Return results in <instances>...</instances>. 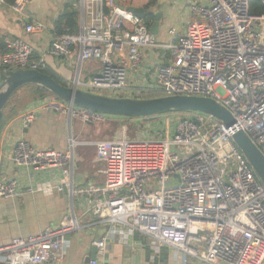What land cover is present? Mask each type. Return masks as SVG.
I'll list each match as a JSON object with an SVG mask.
<instances>
[{"label": "built area", "instance_id": "built-area-1", "mask_svg": "<svg viewBox=\"0 0 264 264\" xmlns=\"http://www.w3.org/2000/svg\"><path fill=\"white\" fill-rule=\"evenodd\" d=\"M26 3L19 0L12 8L23 14ZM79 5L80 31L55 36L50 49L51 55L62 58L79 49L71 87L120 97L132 74L145 64L146 50H168L155 79L135 90L210 98L225 107L235 122L227 128L194 114L165 130L161 122L170 115L151 122L129 118L137 125H155V137L98 144L103 183L80 189L74 187L73 140L67 152L38 150L20 141L12 160L26 170L25 181L2 178L0 199L53 193L59 187L56 182L36 183L33 175L56 171L72 206L57 227L14 238L1 247L0 264H62L70 237L85 227L73 203L78 195L83 198L82 217H93L94 224L107 225L113 233L122 228L124 237L147 235L153 243L204 264H264V184L233 141L236 133L245 132L264 154V15H252L249 0H206L191 7L195 20L185 34L162 45L144 21L116 0H82ZM43 30L40 23L26 27L27 33ZM170 32L176 35L174 29ZM4 44L0 71L46 69L44 60L33 61L34 48L23 39L6 37ZM90 60L101 61L102 68L82 80V66ZM40 110L70 120L81 117L85 123L110 117L53 98L40 100L24 113L25 128ZM106 247L107 238L97 242L96 259L88 264H106L99 259Z\"/></svg>", "mask_w": 264, "mask_h": 264}, {"label": "crops", "instance_id": "crops-1", "mask_svg": "<svg viewBox=\"0 0 264 264\" xmlns=\"http://www.w3.org/2000/svg\"><path fill=\"white\" fill-rule=\"evenodd\" d=\"M26 1L23 14H18L13 10L9 0H0V50H5L6 37L23 39L34 48L33 61L44 60L46 69L71 86L78 69L79 49L74 48L68 58L55 57L51 55L50 49L53 39L57 36L55 26L67 5H72L78 10L80 31L79 3L76 0ZM116 2L120 7L128 9L138 19L144 21L150 30L154 23V15L148 13L154 8L157 9L156 13L161 14V17L158 33L155 36L160 44L169 45L174 43L177 37L185 34L189 25L194 22L195 16L191 7L203 5L206 0H155L153 4L152 0H116ZM140 10H144L145 18L134 13V11ZM36 23L42 24L44 30L39 33H27L26 27ZM172 29L176 31V35L171 34ZM168 55V50H146L144 52L145 64L137 75L132 74L130 85L123 93L133 94L136 91L135 88L147 87L148 83L155 79L160 61ZM101 68L102 64L99 60L86 61L82 66L81 79H90ZM2 73L0 71V80ZM24 93H27L25 89ZM128 96L120 95V97ZM23 97H12L14 99L11 98L5 108L0 130V180L2 178H18L25 181L26 170L17 168L12 160L14 149L20 141H26L38 150L53 149L67 152L70 142L73 140L74 148L78 147L79 150V148L89 147V153L95 151V143L92 141L98 140H91V137H87V127L90 125L79 119L70 120L63 114L51 110H40L32 124L25 128L22 122L24 113L40 100L48 98L36 99L32 93H29L26 97L29 101L26 102L22 100ZM126 119L110 116L107 121L99 122V124H107L112 120L124 122ZM74 158V187L76 189L103 183L99 174L100 169L96 168L95 162H92V155H77L75 149ZM60 179L61 175L56 171L34 173V182L54 181L59 187L50 194L38 191L25 193L15 198L0 199V248L9 244L14 238H27L37 235L49 227H57L70 214L72 201L68 196L67 188L60 183ZM82 201L83 198L79 195L73 199L76 214L85 227L70 237L62 264H87V260L96 249V243L104 238H107L106 252L104 257L99 259L106 264H204L190 257L185 259L183 254L176 249L153 243L147 235L135 233L127 234L124 237L120 233L124 230L122 228L113 233L111 227L107 225L94 224L93 217H82Z\"/></svg>", "mask_w": 264, "mask_h": 264}, {"label": "water", "instance_id": "water-1", "mask_svg": "<svg viewBox=\"0 0 264 264\" xmlns=\"http://www.w3.org/2000/svg\"><path fill=\"white\" fill-rule=\"evenodd\" d=\"M81 1L76 0L78 3ZM156 11L157 9L154 8L148 13L154 15V23L151 28L154 35L158 33L161 17V14ZM134 13L140 17H146L144 10L134 11ZM0 81V130L8 102L17 91L30 85L42 87L56 99L74 107L112 117L144 119L151 122L158 116L192 113L210 116L223 123L227 128L233 126L235 122L232 114L225 107L210 98L159 96L149 99H133L100 95L62 85L51 76L36 69L3 72ZM194 120L198 122L196 118ZM233 141L264 184V154L245 132L236 133L233 136ZM96 249L87 260V264L96 259Z\"/></svg>", "mask_w": 264, "mask_h": 264}, {"label": "rangeland", "instance_id": "rangeland-1", "mask_svg": "<svg viewBox=\"0 0 264 264\" xmlns=\"http://www.w3.org/2000/svg\"><path fill=\"white\" fill-rule=\"evenodd\" d=\"M26 90L27 93L23 94V90ZM32 93L33 94V90L31 89V87H23L18 91V94H14V98H18V97H23V95H25L22 100L28 102L29 100L26 99L27 94ZM16 95V96H15ZM121 96H127L125 98H135V99H149L151 98L150 93H146V92H137L135 91L133 94L131 93H120ZM117 95V96H120ZM48 99H55L54 96H52L51 94H47L46 96ZM12 98V99H14ZM26 99V100H25ZM43 99V98H42ZM170 117H167L165 119L164 122V126H162L161 129H165V130H171L173 129L175 123H177L181 118H183L184 116H191L194 115L192 113H178V114H169ZM198 118H203V120L207 123L209 122L210 124H215L216 120L215 119H211L210 116L207 115H201L198 114L197 115ZM75 119H79L81 120L83 123H85L81 117H74ZM73 119V118H72ZM109 122V121H108ZM107 122V124H94V123H85L90 125L89 127H87L88 129V133L86 134L87 137H91V140H98V141H92L94 142V147H96L95 151H91L89 153V147H84V148H79L78 147L74 148V151L76 149V154L80 155V154H87V155H92L93 160L92 162H95V166L98 169H102L103 163H102V159H101V155L99 154V148H98V144L101 145L105 142H109V141H113L115 138V140H121L124 137L127 140H140V139H144V138H152L155 137L153 136L156 132L157 129L154 126H150V125H137L135 121H131L129 119H126V121H120V120H112L109 123ZM101 123V122H100ZM110 135V136H109ZM113 138V139H112ZM101 139V140H100ZM106 139V140H104ZM93 147V146H91ZM83 151H80L82 150ZM94 149V148H93ZM78 164V163H77ZM78 179V177L76 176V180ZM76 212V211H75ZM77 213V212H76Z\"/></svg>", "mask_w": 264, "mask_h": 264}, {"label": "trees", "instance_id": "trees-1", "mask_svg": "<svg viewBox=\"0 0 264 264\" xmlns=\"http://www.w3.org/2000/svg\"><path fill=\"white\" fill-rule=\"evenodd\" d=\"M9 1L13 5L19 0H9ZM153 3H155V0H152V4ZM249 7H250V12H251L252 15H254V16H263L264 15V0H249ZM78 21H79V12H78V10H76L72 5H67L64 8L63 13L60 16V18H59V20H58V22H57V24L55 26L56 35H61V34H64V33H71V34L78 33V31H79ZM42 72L47 74V75H49V76H51L58 83H60L62 85H65V86H68L63 81H61L59 78H57L48 69H44V70H42ZM25 87H31V89L33 90L32 96H34V98H36V99L44 98V97L47 96V94H51L49 91H47L46 89H44L42 87H39V86L30 85V86H25ZM150 95H151V98L161 96L160 94H150Z\"/></svg>", "mask_w": 264, "mask_h": 264}]
</instances>
